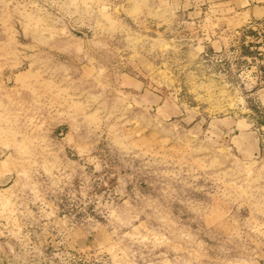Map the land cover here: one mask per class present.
<instances>
[{
    "label": "rangeland",
    "instance_id": "1",
    "mask_svg": "<svg viewBox=\"0 0 264 264\" xmlns=\"http://www.w3.org/2000/svg\"><path fill=\"white\" fill-rule=\"evenodd\" d=\"M186 1L0 0V264H264V20Z\"/></svg>",
    "mask_w": 264,
    "mask_h": 264
},
{
    "label": "crops",
    "instance_id": "2",
    "mask_svg": "<svg viewBox=\"0 0 264 264\" xmlns=\"http://www.w3.org/2000/svg\"><path fill=\"white\" fill-rule=\"evenodd\" d=\"M197 3L190 5L193 9L189 11V16L198 17L212 11L218 18L236 21L243 25L264 20V0H203ZM186 4L189 3L181 0L179 6L183 8ZM202 4L207 5L205 6L207 11H203Z\"/></svg>",
    "mask_w": 264,
    "mask_h": 264
}]
</instances>
